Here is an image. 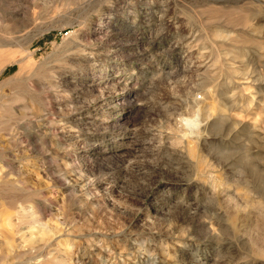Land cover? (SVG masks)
<instances>
[{"label": "rangeland", "instance_id": "obj_1", "mask_svg": "<svg viewBox=\"0 0 264 264\" xmlns=\"http://www.w3.org/2000/svg\"><path fill=\"white\" fill-rule=\"evenodd\" d=\"M0 61V264H264V0H0Z\"/></svg>", "mask_w": 264, "mask_h": 264}, {"label": "bare ground", "instance_id": "obj_2", "mask_svg": "<svg viewBox=\"0 0 264 264\" xmlns=\"http://www.w3.org/2000/svg\"><path fill=\"white\" fill-rule=\"evenodd\" d=\"M20 32H21V31H20ZM31 32H32V31H31ZM17 33H18V32H17ZM9 34H10V33H9ZM10 45H11V44H10ZM3 46H4V45H3ZM6 48H7V47H6ZM12 48H13V47H12ZM11 56H12V55H11ZM9 60H10V59H9ZM26 60H29V59L26 58ZM26 60H24V59H22V58H20V57H19V58L16 57V58L12 61V64H18V65L20 66V68H21V71H22V70L24 69V63H25ZM0 62H1V61H0ZM3 62H4V61H3ZM5 62H6V61H5ZM7 62H8V61H7ZM7 62H6V63H7ZM9 63H10V62H9ZM3 65H4V66L1 67V69H0V75H1V74L3 73V71L7 68V66H6L4 63H3ZM20 73H21V72H20ZM20 73H19V74H20ZM19 74H18V75H19ZM18 75H16V76L18 77ZM21 77H22V76H21ZM21 77H20V78H21ZM9 82H10V81H9ZM183 120H184V119H183ZM195 120H196V119H195ZM195 120H187V119H186L185 121L188 122L189 124H191V126H194V127L196 126V127H197L198 124H196V121H195ZM188 123H187V124H188ZM196 127H195V128H196ZM21 241H22V240H21ZM9 247H10V246H9ZM11 247H12V246H11Z\"/></svg>", "mask_w": 264, "mask_h": 264}]
</instances>
